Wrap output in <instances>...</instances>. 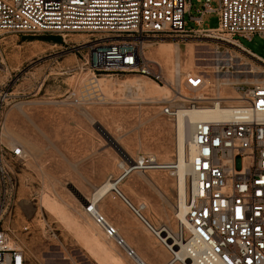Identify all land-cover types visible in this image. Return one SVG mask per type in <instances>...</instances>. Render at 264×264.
I'll return each mask as SVG.
<instances>
[{"label":"rangeland","instance_id":"1","mask_svg":"<svg viewBox=\"0 0 264 264\" xmlns=\"http://www.w3.org/2000/svg\"><path fill=\"white\" fill-rule=\"evenodd\" d=\"M185 19L188 28L196 27L187 16ZM217 26L215 12L204 16V28ZM83 35L89 36L87 33H70L65 39L69 43L78 42ZM239 41L264 59L262 38L255 35L250 40L239 38ZM175 44L179 47L177 58L172 55ZM190 46L195 48V58L188 56ZM139 47L149 61L161 63L164 86L134 73H96L94 76L84 65L87 49L73 51L62 38L61 43H53L41 38H23L16 33L0 34V83L6 84L5 89L11 93L0 107V120L4 123L5 141L21 145L25 154L23 161L13 165L19 186L6 226L31 264H107L103 256H93L81 240L86 239L83 235L90 229L106 240L102 230L81 206L86 205L85 198L90 197L99 184L110 177L118 178L124 172L119 164L125 163L127 167V162L100 129L134 159L149 152L159 163L174 162L176 119L164 116L161 108L172 96L169 88L176 63L180 66L181 79L188 72L205 76L208 93L212 95L218 91L222 95L234 92L222 84L225 83L222 79H240L246 83L255 80L254 73L226 76L224 72L228 67L243 69L244 65H239L241 62H246L247 68L252 67L254 71L262 70L263 73L255 75L256 79L264 80L262 61L217 38L148 36L140 41ZM211 47L217 48L219 53H208ZM168 56L174 63L173 69L162 63ZM135 78H140L146 85V91L140 93L132 88L135 91L129 96L125 86ZM98 83L102 84V91L95 93ZM166 84L169 87H165ZM183 93L190 95L186 91ZM21 103L22 111L18 107ZM173 171L134 170L119 182L118 187L133 205H147L143 214L154 226L166 225L176 231L178 220L174 206L178 192ZM148 178L156 185L149 184ZM46 190L52 192L75 218L78 228H71L40 208V196ZM96 207L146 264H166L171 259L168 251L142 228L141 222L112 192L100 199ZM109 249L121 264H137L115 242Z\"/></svg>","mask_w":264,"mask_h":264},{"label":"built area","instance_id":"2","mask_svg":"<svg viewBox=\"0 0 264 264\" xmlns=\"http://www.w3.org/2000/svg\"><path fill=\"white\" fill-rule=\"evenodd\" d=\"M213 12L218 26L204 28V16ZM186 16L196 27H187ZM2 33L57 35L73 51L87 49L84 65L94 76L134 73L164 85L163 69L139 47L143 38L202 35L234 41L236 49L264 62L239 41L255 35L264 40V0H0ZM70 33H87L90 41L69 43L65 37ZM227 79L222 84L233 89L234 99L208 93L207 78L200 73H185L183 79L178 74L170 85L172 96L161 108L174 119L180 106L220 107L225 114L196 120L188 137L189 181L183 204L189 227L178 226L171 233L166 225L154 226L143 214L145 204L133 205L119 189L122 179L109 178L115 183L113 196L180 264H264V81ZM5 87L0 83V107L11 95ZM4 135L0 120V264H31L6 226L19 186L13 165L25 154ZM163 165L153 155H141L122 177L134 170L167 169ZM86 212L105 237L123 247L124 239L102 213L92 205ZM125 251L134 254L131 248Z\"/></svg>","mask_w":264,"mask_h":264},{"label":"bare ground","instance_id":"3","mask_svg":"<svg viewBox=\"0 0 264 264\" xmlns=\"http://www.w3.org/2000/svg\"><path fill=\"white\" fill-rule=\"evenodd\" d=\"M81 39L84 40L85 42L90 41L89 36L87 37V36L83 35V36H81ZM229 43L234 45V47H237V45H238V42H234V41H231V42L229 41ZM197 45H200V44H197ZM210 49H211V51L208 52V53H211V54L212 53L213 54L219 53L217 51V48L211 47ZM238 49L240 51H242L241 48H238ZM178 50H179V47H178L177 44H175L174 45L173 54H172L173 57L175 56V58H177L176 56L179 55L178 54ZM195 54H196L195 48H192L190 46L189 50H188V56L192 57V58L193 57L195 58ZM202 60L203 61H207L208 59L202 58ZM152 62L155 65H158V66L161 64L158 60H153ZM162 63L169 69H173L174 67L176 68L173 80L171 79L172 81H170V85H171L176 80L177 75L180 74V70L178 68L180 66H178L179 65L178 63H176L175 66H174V63H173L172 59H170V56L165 57L162 60ZM239 65H244L243 69L242 68H237L236 69V68L228 67L226 69V71L224 72V73H226V76H232V77L239 76V75L245 76V75L254 73V75H252V76H253V78L256 79L257 77H256L255 73H257V74L258 73H263L262 70L261 71L260 70L259 71L258 70L254 71L252 67H250V68L248 67L247 68V66H246L247 63L246 62H241ZM216 72H219V70L215 71V73ZM140 77H142V76H140ZM222 80L229 81L227 78L222 79ZM262 81H264V80H262ZM141 82L142 81L140 80V78H135L133 81L129 82L125 86V88H127V90H128V95L129 96L132 94V91H135V90H132V88H135L140 93H145V91H146V87L145 86L146 85H143ZM157 85H160V84H157ZM167 86L169 87V84L168 85L166 84L165 87H167ZM164 89H167V88H164ZM169 89H167V90L169 91ZM167 90H164V91L166 92ZM97 91H99V92L102 91V84H100V83L97 84L95 93ZM135 93H137V92H135ZM95 95H97V94H95ZM214 96L215 97H221V98H228V99H234V98L237 97L236 93H234V92H232L231 94L228 93V94L222 95V93L220 91L216 92V94ZM170 97H168V98L165 97L164 101H165L166 98H167L166 100H168ZM22 104L23 103L18 104L19 105L18 106L19 110H21V111H22V109H21L20 106ZM180 107H181L180 111L178 112V115H177V118H176V135H177V137H176V153H175L176 154V159H175L174 162H166V163L162 162V163L164 164L163 166L165 168H167L169 170L174 169V171L171 172V173L176 176V186H177V192H178L177 194H178V199H179L178 205L176 204L174 206V209H175L174 214H175L176 219L178 220V226H180L181 229H184L185 227H189L188 226V221H187V219L185 217V207H184V204H183V199H184V196H185V193H186V189H187V184H188V181H189V165H188V162H187V151H188L187 145H188V137L190 135L192 125L198 119H218V118L223 117L225 114L221 111L220 107L211 106V107H200V108H195V109L182 108V106H180ZM100 132L102 133V135H104V137L107 140H109V138H111L107 134V132H105L103 129H100ZM11 142H14V141H11ZM109 142H110V144L112 142V145L124 156L125 161L127 163H130V165L128 167H131L132 161L134 160V158H132L131 156L125 154L123 152V150H121L118 147L117 142L115 140L110 139ZM149 154L150 153L148 152V153H145L143 155H149ZM119 167L122 168L123 171H128V167L125 166V163H120ZM120 179H123L122 173L119 176V180ZM147 181H148L149 184H151L153 186L156 185V184H154V182L150 178H148ZM114 184H115L114 181H112L110 179H107L102 184H99V186L94 189V192L91 194V196L85 198L84 201H87L86 205H84V206L82 205L81 206L83 209H85V212H86V207L88 205H92V209L94 211L98 210L97 207H96V204L98 203V201L100 199L104 198L107 194H109L111 192V189L113 188ZM45 188H47V186ZM161 194H163V193H161ZM39 203H40V208H42L43 210H45L48 213L52 214L54 217H56L61 222H64L66 225L70 226L71 228H76V227L78 228V224L79 223H77L75 218L73 216H71L69 214V212L61 205V203L56 199V197L54 196V194L52 192L47 191V190L46 191H42ZM146 208H147V205L145 204V209ZM87 215H88V213H87ZM79 228L81 229V227H79ZM82 231H84V229ZM173 232H175V231L171 230V233H173ZM83 236L86 239H81V240H83L85 248L93 256H96V255L97 256L98 255L103 256V259H104L105 262H107V264L109 262H112L114 264L115 263L116 264H121L119 259L116 258V256L114 254H112V252L109 249V248H111V246H112V244L114 242L113 239H110V238H107V237L105 238L106 240L101 239L95 232H93L92 229L89 230L88 234H84ZM124 242H125V244L122 247L124 250H127V248H131V246L129 244L130 242H128L125 239H124ZM133 252H134V254L131 255L130 257H132L133 260L136 261L137 264H146L143 261V259L140 257L139 253L135 252L134 250H133ZM177 255H180V252H177ZM101 259H102V257H101ZM104 264H106V263H104ZM166 264H176V261L170 259Z\"/></svg>","mask_w":264,"mask_h":264},{"label":"trees","instance_id":"4","mask_svg":"<svg viewBox=\"0 0 264 264\" xmlns=\"http://www.w3.org/2000/svg\"><path fill=\"white\" fill-rule=\"evenodd\" d=\"M23 38H29V39H34V38H41L45 41H51L53 43H61V37L57 35H42V36H25L22 35Z\"/></svg>","mask_w":264,"mask_h":264},{"label":"crops","instance_id":"5","mask_svg":"<svg viewBox=\"0 0 264 264\" xmlns=\"http://www.w3.org/2000/svg\"><path fill=\"white\" fill-rule=\"evenodd\" d=\"M152 180V179H151ZM153 181V180H152ZM155 184V183H154ZM121 201V200H120ZM122 202V201H121ZM123 203V202H122ZM123 205L129 210V212H130V214L131 215H133L132 213H131V211H130V209L123 203ZM133 217H134V215H133ZM135 218V217H134ZM136 219V218H135ZM141 224V223H140ZM142 225V224H141ZM142 228H144V229H146L145 227H144V225H142ZM118 230V229H117ZM119 233V232H118ZM120 235V234H119ZM121 236V235H120ZM122 237V236H121ZM123 238V237H122ZM124 239V238H123ZM132 250H134L133 248H132ZM135 251V250H134ZM136 252V251H135ZM143 254V253H142ZM141 257V256H140ZM140 259V258H139ZM144 261V260H143Z\"/></svg>","mask_w":264,"mask_h":264},{"label":"water","instance_id":"6","mask_svg":"<svg viewBox=\"0 0 264 264\" xmlns=\"http://www.w3.org/2000/svg\"><path fill=\"white\" fill-rule=\"evenodd\" d=\"M110 139H112V138H109V140H110ZM109 140H108V141H109ZM111 145H112V142H111ZM113 147H114V146H113Z\"/></svg>","mask_w":264,"mask_h":264}]
</instances>
